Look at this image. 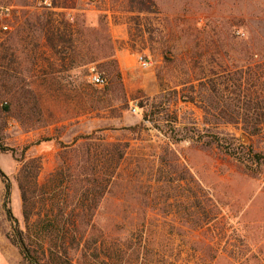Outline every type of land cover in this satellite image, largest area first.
<instances>
[{
  "label": "rangeland",
  "instance_id": "obj_1",
  "mask_svg": "<svg viewBox=\"0 0 264 264\" xmlns=\"http://www.w3.org/2000/svg\"><path fill=\"white\" fill-rule=\"evenodd\" d=\"M107 1L115 8V27L107 14L98 12L104 0H0V41L8 39L7 44L16 49L14 78L0 81V170L10 184L5 196L0 178V264H25L10 242L12 222L6 216L9 209L18 226H23L15 181L22 153L41 159L38 181L42 183L60 163V146H69L76 136L89 133L120 143L125 154L96 209L94 227L87 228L86 235L103 234L113 239V245L115 237L142 245L138 231H115V214L140 216L145 212L162 222L164 217H173L175 206L184 198L192 201L199 188L208 204L220 205L218 222L194 231L166 222L157 238L169 241V263L225 264L226 258L233 261L226 257L230 251L232 257H240L247 250L245 255L255 257H240L236 264H264V162L250 171L214 145L195 140L201 136L202 141H209L214 133L220 137L228 133L234 142L264 155V132L249 136L231 125L206 131L210 127L202 124L204 114L197 99L187 100L195 95L198 79L207 82L214 73L229 75L244 68L247 46L258 53L255 60L264 55V0ZM139 1L149 10L138 11ZM52 4L71 6V12L53 10L65 13L69 21L83 19L95 29L105 15L112 46L104 66L93 63L85 70L65 72L60 94L44 93L47 81L42 82L40 72L46 62L25 55L34 41L40 43L38 51L45 48L48 53L40 35L19 33L25 19L33 21ZM98 34L100 31L97 38ZM22 48L26 52L21 53ZM117 52L126 62L124 70L119 67ZM90 69L103 77V85L89 83ZM117 71L119 79L114 76ZM84 83L102 95L90 102L88 114L75 117L83 111L79 93ZM46 137L54 139L40 141ZM146 201L149 204L144 208ZM190 235L201 241L195 250L183 247ZM209 239L222 252L215 260H211L212 250L203 249L213 246ZM107 242L110 245L109 239Z\"/></svg>",
  "mask_w": 264,
  "mask_h": 264
},
{
  "label": "trees",
  "instance_id": "obj_2",
  "mask_svg": "<svg viewBox=\"0 0 264 264\" xmlns=\"http://www.w3.org/2000/svg\"><path fill=\"white\" fill-rule=\"evenodd\" d=\"M138 4L141 6L138 11L149 10L145 3L139 1ZM65 7L52 4L46 11L36 14L33 21L25 19L24 27L19 31L37 32L41 44L48 49V53L45 48L38 51L40 43L37 41L33 42L29 54L25 48L21 49V53L26 52L28 58H40L46 62V67L40 72L42 82L47 81L43 87L44 93L60 94V80L65 72L85 70L93 63L104 66L111 56L112 46L106 16L100 20L99 29H95L86 25L83 19L79 23L76 20L69 21L65 13L53 10ZM98 31L100 35L97 38ZM17 38L23 42L21 35ZM7 41L8 39L0 41V81L14 78L16 49L7 44ZM246 49L247 62L243 65L244 68L229 75L214 73V77L207 79V82L198 79L195 95L187 98L190 102H196L197 99L204 114L202 124L210 127H205L206 131L216 130L221 125H231L249 136L264 132V55L255 60L254 56H258V53H253L250 46ZM114 76L119 79L120 73L117 71ZM46 87L47 91L44 90ZM27 90L32 94L30 89ZM101 95L99 89L87 83L82 84L79 98L83 99L80 103L83 111L75 117L88 114L90 102ZM3 109L8 110V107L3 106ZM223 135L226 137L214 133L212 140L202 141L201 136L195 137V140L201 141L202 145H214L226 155L245 164L250 171L264 162L262 153L234 142L228 133ZM53 139L46 137L40 141ZM60 147V163L42 183L38 181L41 159L25 157L24 152L19 159L20 166L15 181L21 200L23 226H18L9 209H6V216L12 222L10 242L18 248L25 264H170L169 241L157 238L161 233L158 229L170 222L172 225L187 226L190 231H194L218 222L220 205L215 202L208 204L207 198L198 188L197 191L194 190L192 201L184 198L179 206H175L177 211L173 213V217H164L162 222H159V218L149 217L145 212L140 216L115 214V231H138V241L142 245H132L126 237H115L113 245V239L103 234L97 237L90 233L86 235V229L94 227L96 209L117 175L125 147L118 142H108L103 137L97 139L93 133L78 135L69 146ZM0 178L4 183L5 196H8L10 184L1 170ZM148 204L146 201L144 208ZM151 227L157 230H152ZM107 239L111 241L108 246ZM209 241L213 243L214 239ZM183 243V247L195 250L201 241L194 240L190 235ZM203 247L207 251L212 250L211 260L222 256L215 241L212 247ZM247 253V250L242 252L240 257H255L253 254L245 255ZM226 257L227 260L221 257L226 261L225 264H236V260L240 258L236 255L232 257L231 251Z\"/></svg>",
  "mask_w": 264,
  "mask_h": 264
},
{
  "label": "crops",
  "instance_id": "obj_3",
  "mask_svg": "<svg viewBox=\"0 0 264 264\" xmlns=\"http://www.w3.org/2000/svg\"><path fill=\"white\" fill-rule=\"evenodd\" d=\"M65 9L68 11V12H71L73 11L72 7L71 6H66ZM98 12H104L105 14H107L109 17V24L111 25V27H115V8H113L111 6V4L107 1V0H104V2L102 3V6H101V9L98 10ZM115 38V37H114ZM122 54L124 55L125 52L121 51ZM116 58H117V61H118V64H119V67L121 70H124L125 67L127 66L126 65V62L124 60V57H120V53L117 52L116 54ZM124 60V61H123Z\"/></svg>",
  "mask_w": 264,
  "mask_h": 264
},
{
  "label": "built area",
  "instance_id": "obj_4",
  "mask_svg": "<svg viewBox=\"0 0 264 264\" xmlns=\"http://www.w3.org/2000/svg\"><path fill=\"white\" fill-rule=\"evenodd\" d=\"M95 1V0H92ZM87 79L89 83L96 86H101L104 84V79L101 75L97 74L93 69H90Z\"/></svg>",
  "mask_w": 264,
  "mask_h": 264
},
{
  "label": "water",
  "instance_id": "obj_5",
  "mask_svg": "<svg viewBox=\"0 0 264 264\" xmlns=\"http://www.w3.org/2000/svg\"><path fill=\"white\" fill-rule=\"evenodd\" d=\"M242 140L244 141L245 139H244V138H242Z\"/></svg>",
  "mask_w": 264,
  "mask_h": 264
}]
</instances>
